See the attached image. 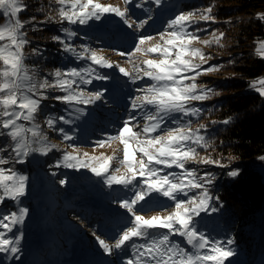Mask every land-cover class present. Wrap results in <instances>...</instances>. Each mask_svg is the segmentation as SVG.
Returning <instances> with one entry per match:
<instances>
[{
	"label": "snow or ice",
	"instance_id": "snow-or-ice-1",
	"mask_svg": "<svg viewBox=\"0 0 264 264\" xmlns=\"http://www.w3.org/2000/svg\"><path fill=\"white\" fill-rule=\"evenodd\" d=\"M150 2L156 6L161 4V0ZM54 3L59 7L49 11L56 12L60 23L89 26L93 21L102 22L106 14H115L129 28L132 27L127 9L122 11L96 0H54ZM128 3L129 0H125V4ZM135 7L142 8V3L137 0ZM26 10L23 0H0V16L3 17L0 22V138L7 137L0 146V154L7 153L6 158L0 155V254L16 260L20 258L23 238L18 229L29 215L28 207L21 206L22 198L27 195L29 177L18 171L15 165L25 163L32 154L48 155L58 147L49 142V136L38 123L42 101L49 98V90L62 93L54 98L66 105L64 111L71 118L47 114L43 119L48 129L62 134L63 141H71L73 136L62 127L56 128L57 122L71 125L86 115L88 106L102 100L104 92L90 91L86 86L95 81L110 80L111 77L101 70L114 67L113 63L98 55L97 50L73 44L78 33L66 27L61 30L62 36L53 39L62 45L61 51L66 54L62 59L70 57L73 63L39 77L38 67H29L25 63L27 57L23 50L29 41L25 38L26 21L21 20L19 14ZM212 11L207 7L198 13L190 10L170 18L165 30L159 33L162 45L142 50L141 45L152 40V36L134 42L135 52L159 54V58L145 59L143 67H136V75L115 65L132 84L145 78L151 81L134 89L137 94L131 99L129 115L116 133L94 142L95 146L103 148L107 142L118 141L123 146V158L119 160L123 171L120 167L110 171L112 156L89 157L87 152L83 154L84 158L65 152L54 165L55 168L76 171L86 169L109 188L121 186L130 193L116 200L119 209L125 210L131 218L124 217V225L118 227L116 235L111 237L113 242H106V238L94 232L105 254L112 255L114 250L118 253L130 251V255L122 259V264H225L236 255L231 247L232 239L212 237L197 227L196 218L202 212L216 211V208H210L213 196L208 187L214 177L211 173L199 174L197 169L186 167L190 161L226 167L220 160L201 156L198 152V149L209 147L205 135L201 134L206 126L200 124L195 130L192 128L193 119L203 111L193 106V102H203L212 94L211 89L197 84V77L216 71L217 66L202 69V64L211 57L191 47L200 39L197 33L201 29H189L198 20H213ZM35 19L32 16L29 21ZM150 19L134 22L143 28ZM213 37L219 43L215 32ZM203 43L207 45L211 41L204 40ZM257 53L264 58V43L259 45ZM116 54L130 55L121 50ZM195 58L201 63H194ZM257 83L259 88L255 83L252 87L264 98V79ZM229 122L223 120L225 125ZM73 151L78 149L73 148ZM8 165L11 166L5 167ZM239 174V170L227 173L231 178H237ZM59 183L64 186L66 181L61 179ZM5 201L13 203L10 211L2 208ZM146 210H157V214L146 215ZM14 232L18 234L9 236ZM174 236L182 241L172 239Z\"/></svg>",
	"mask_w": 264,
	"mask_h": 264
},
{
	"label": "rangeland",
	"instance_id": "rangeland-1",
	"mask_svg": "<svg viewBox=\"0 0 264 264\" xmlns=\"http://www.w3.org/2000/svg\"><path fill=\"white\" fill-rule=\"evenodd\" d=\"M96 2L119 8L122 11L127 9L132 27L129 28L115 14H106L102 22H90L89 26H94L96 35H102L105 39H96L91 44L84 43L82 46L97 50L98 55L109 60L114 67L101 70L111 77L110 80L95 81L91 86H86L87 90L104 92L103 99L88 106L85 109L86 115L81 120L68 125L78 135L87 137L89 142L63 141L62 134L58 132L54 134L55 130L47 128L43 119L44 115L38 116V123L41 124L45 134L49 136V142L58 146L53 151L60 149L61 153L55 155L52 151L48 155L32 154L25 163L15 165L18 171L29 177L27 195L22 198L21 205L28 207L29 215L24 225L18 229V232L23 233L20 258L18 260L9 259L7 255L0 254V264H122V259L130 255V251L118 253L115 250L112 255L105 254L96 240V235H100L101 238H106V242L112 243L111 237L116 235L118 227L124 225V217L131 218L125 210L119 209L116 203L117 199L128 196L130 193H126L121 186L114 185L109 188L103 184L101 179L96 178L86 169L76 171L60 167L54 168L50 174H45L44 167L49 164L54 166L55 161L61 159L65 152H70L81 158H84L83 154L87 152L89 157L112 156L113 160L109 162L110 171L116 167H120L123 171V166L119 164V160L123 158V146L118 141H114L107 142L105 147L100 148L95 146L94 142L106 139L109 134L116 133L117 128L122 126V121L129 115L131 99L137 94L134 89L144 84H150L151 81L145 78L137 84H132L127 77H123L119 73V69L115 65L118 64L136 75L135 68L143 67L142 62L145 59L159 58L158 53L145 55L143 51L135 52L134 42L138 43L141 37L152 36V40H146L141 45L142 50L162 45L159 33L165 30L167 21L175 16L167 14L174 9V6L165 5L166 0H161L160 6H156L150 0H139L142 3V8L139 9L135 7L137 0H129L128 4H125V0H96ZM148 17L151 19L143 28L134 22L148 19ZM215 34L220 41V35L217 32ZM204 40H209L211 43L205 45ZM261 43H264V40L256 43V51ZM215 44L217 42L212 32L208 36L194 41L191 47L200 49L207 57H212V55H208L207 49L213 52ZM117 50L130 53V55L118 56ZM25 55L26 57L31 56L30 54ZM31 58L32 60H25L26 65L37 66L35 55ZM68 61L69 64L73 63L70 58ZM193 62L201 63L199 58H195ZM39 77H41L40 74ZM259 80L254 82L257 88L260 87L257 83ZM251 91L257 92L256 88L252 86ZM132 114L136 115V113ZM66 117L71 118L68 115ZM92 118L94 120L87 128L88 122ZM105 118L107 120H104ZM61 125L63 124L57 122L56 128H60ZM5 141H7V137L0 138L1 146ZM73 148L78 151H73ZM1 155L7 157V153ZM200 155L205 156L204 154ZM190 163L209 167V165L200 164L198 161H190L187 164ZM9 166L11 165L5 167ZM236 169L239 170V173L255 169L264 175V159L257 158L241 163L240 167L238 166ZM167 171L178 170L168 169ZM53 172L56 173L55 176L52 175ZM61 179L66 181L64 186L59 183ZM160 199L165 200L166 198ZM12 207L11 201H5L2 206L4 210L9 211ZM137 207L139 208V205ZM210 208H212L211 203ZM121 213L123 215H120ZM145 214L149 216L157 214V210H146ZM218 217L216 212H202L196 218L197 227L212 237L221 240L230 239L219 223ZM18 232L9 234V236L18 234ZM172 239L182 241V238L178 236H174ZM185 247L187 246L185 245ZM231 247L236 255L230 257L225 264H252L239 248ZM261 264H264V258Z\"/></svg>",
	"mask_w": 264,
	"mask_h": 264
},
{
	"label": "trees",
	"instance_id": "trees-1",
	"mask_svg": "<svg viewBox=\"0 0 264 264\" xmlns=\"http://www.w3.org/2000/svg\"><path fill=\"white\" fill-rule=\"evenodd\" d=\"M23 2L27 10L19 16L26 21L25 38L29 41L23 51L31 55L26 61L32 60L35 55L41 77L69 64L70 57L62 59L66 55L61 51L62 45L53 39L62 36L63 28H71L78 33L72 41L78 46L105 39L96 35L94 26L60 23L56 12L49 11L59 7L54 0ZM165 5L174 6L175 10L167 13L173 16L190 10L198 13L207 7L213 9L210 14L213 20H198L189 29H201L197 33L200 38L212 32L221 37L213 52L207 49L212 57L202 65V69L217 66V70L197 77V84L211 89L212 94L203 102H193V106L203 111L193 119L192 128L195 130L200 124L206 126L201 134L205 135L209 147L198 149V152L220 160L226 167L209 165L206 168L192 163L186 167L197 169L199 174H212L214 181L208 186L213 196L210 203L212 208H216L219 223L234 241L233 247L239 248L252 264H261L264 258V175L255 169H248L237 178H231L227 173L237 170L241 163L264 157V98L251 91L254 82L264 77V58L256 51V43L264 40V19H261L264 17V0H166ZM32 16L36 19L29 21ZM50 16L54 19L49 20ZM2 20L0 16V22ZM47 95L49 98L42 101L40 114L67 116L64 111L66 105L54 98L62 93L49 90ZM225 119L230 121L227 125L223 123ZM61 127L73 136L72 141L89 142L72 127ZM60 153V149L53 151L55 155ZM54 168L51 164L46 165L45 174H50Z\"/></svg>",
	"mask_w": 264,
	"mask_h": 264
}]
</instances>
